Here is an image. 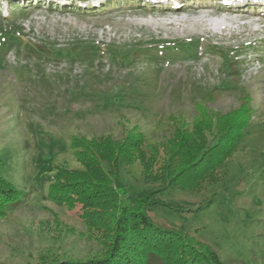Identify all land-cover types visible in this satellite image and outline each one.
<instances>
[{
  "label": "rangeland",
  "instance_id": "rangeland-1",
  "mask_svg": "<svg viewBox=\"0 0 264 264\" xmlns=\"http://www.w3.org/2000/svg\"><path fill=\"white\" fill-rule=\"evenodd\" d=\"M178 1L0 0V176L21 191L0 213V264L103 257L128 206L117 178L137 200L160 184L146 179L174 177L218 135L185 163L173 123L192 132L207 115L215 127L213 114L244 104L251 126L224 168L145 209L173 231L166 252L180 242L185 260L213 250L224 264H264V2L167 9ZM121 148L135 162L116 170L104 160Z\"/></svg>",
  "mask_w": 264,
  "mask_h": 264
},
{
  "label": "trees",
  "instance_id": "trees-1",
  "mask_svg": "<svg viewBox=\"0 0 264 264\" xmlns=\"http://www.w3.org/2000/svg\"><path fill=\"white\" fill-rule=\"evenodd\" d=\"M229 9L233 12L237 8L232 7ZM3 55L4 52L1 50L0 56ZM245 106V104L244 106L242 105L239 110L234 112L218 115L213 114L211 117L216 120L215 127L211 122V118H208L209 116L207 115L204 116L205 119L208 118L207 120L202 118L200 121H197L192 132L186 127L188 123L182 124L186 128L182 133L179 131L176 122L173 123L176 130L174 140L177 141L174 144L177 150L173 153V156L175 160L183 157L182 162L185 163L191 162L204 149V146H206V133H210L213 137L216 134L218 135L214 137L213 143L210 144L204 156L197 160L198 162L195 161L191 165L185 166L174 177H170L167 174L168 177L165 178L160 177L154 180H147L144 176L149 183L160 184L157 188H153L141 195L137 200H133L129 196L128 191L121 185L119 178H117V187L124 190L127 194V203L125 204L128 206H123L117 218L115 235L109 252L101 258L86 262L60 261L56 264H151L152 260L156 259H160L163 264H175L171 261L169 253L174 258L176 256L175 259H181L183 264H224L218 254L213 250L204 252L201 260L197 259V261H193L188 260V258L185 260L184 256L180 255V251L187 247L180 245V242L176 245L177 251L173 250L169 252L168 250L166 252L164 248L165 243L171 239L170 235L172 230L170 231L157 225L147 214L145 207L147 206V199L154 197V195H160L165 191L174 190L178 187L183 188L189 183L201 181L207 174L211 175L220 172L224 168L226 162L238 150L251 126L252 116ZM185 150L186 152L184 153ZM104 161L109 164L111 163L116 170L119 161L127 164L135 162L133 157L128 155L123 148L119 151L109 153ZM75 193L76 190L72 188L70 190V197L76 199L75 196H72ZM119 193L116 190L114 193L109 194L111 201H120V198L118 199ZM20 194L21 191L17 190L10 182L0 176V213L2 212L4 217L8 213L7 207L16 206ZM65 201L64 204L70 208V201ZM133 204L138 205L136 208H133L131 207Z\"/></svg>",
  "mask_w": 264,
  "mask_h": 264
},
{
  "label": "bare ground",
  "instance_id": "bare-ground-1",
  "mask_svg": "<svg viewBox=\"0 0 264 264\" xmlns=\"http://www.w3.org/2000/svg\"><path fill=\"white\" fill-rule=\"evenodd\" d=\"M231 1H234V3L232 2V4H235V2L240 1V0H231ZM225 2H227V0H226ZM229 8H230V7H227V8H225V9H229ZM161 10H163V9H161ZM170 25L173 26L172 23H170ZM223 25H224V24H220V23H219V25L215 26L216 29H212V28H211V29H208V30L206 29V32H208V33L210 32V33H214V34H216V33L219 32V28L222 27ZM174 26H176V24H175ZM203 26H204V25H203ZM208 26H209V25H208ZM220 29L222 30V28H220ZM223 29H224V28H223ZM187 32H189L188 34L191 33V31H189V30H188ZM187 32H186V33H187ZM183 33H184V32H183ZM191 34H192V33H191Z\"/></svg>",
  "mask_w": 264,
  "mask_h": 264
}]
</instances>
